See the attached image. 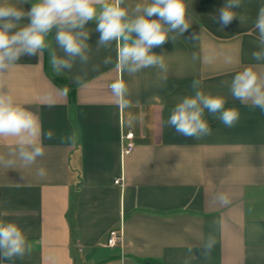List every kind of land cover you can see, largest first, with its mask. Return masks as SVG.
<instances>
[{
	"label": "crops",
	"instance_id": "1",
	"mask_svg": "<svg viewBox=\"0 0 264 264\" xmlns=\"http://www.w3.org/2000/svg\"><path fill=\"white\" fill-rule=\"evenodd\" d=\"M31 2L22 5L25 11ZM184 3L189 30L153 50L164 56L167 72L122 73L116 42L97 51L94 21L85 25L91 31L87 64L77 60L71 71L56 75L45 51L40 59L22 57L9 70L7 90L54 137L43 141L45 154L35 164L0 166V221L16 223L32 245L23 258L0 264H264V111L240 103L229 90L246 67L264 73V66L256 67L264 61L252 57L260 50L254 25L264 0H242L224 28L215 17L226 0ZM194 52L200 59L193 61ZM213 52L216 59L206 62ZM55 78L74 86L73 100ZM117 78L127 83L128 107L109 88ZM193 79L205 94L223 96L225 107L239 110L234 127L207 110L212 132L200 139L167 124L173 107L193 95ZM129 132L134 149L122 156ZM73 134L75 142L67 139ZM12 143L0 139V154ZM41 167L44 177L37 175ZM118 178L121 185L114 183ZM221 192L229 204L215 200ZM121 225L122 246H106L110 230ZM209 234L216 244L202 256Z\"/></svg>",
	"mask_w": 264,
	"mask_h": 264
},
{
	"label": "clouds",
	"instance_id": "2",
	"mask_svg": "<svg viewBox=\"0 0 264 264\" xmlns=\"http://www.w3.org/2000/svg\"><path fill=\"white\" fill-rule=\"evenodd\" d=\"M31 0H0V139L13 143L4 154H0V166L15 168L28 167L45 154L43 141L51 140L54 132L42 131L39 117L25 106L15 101L5 87V77L9 70L24 57H37L47 51L51 70L56 75L71 71L75 62L87 64L90 60L91 31L85 25L94 21L99 33L97 51L109 48L113 42L118 45L116 67L133 76L145 68H158L167 72L164 56L153 50L161 48L177 34L183 36L190 28L186 18L184 0H143L128 4L127 0H36L29 10L22 5ZM242 0H226L215 17L222 28L230 25L237 17L235 9L241 7ZM155 17V18H153ZM24 21H27L24 23ZM258 31L259 51L252 57L264 61V5L259 8L254 25ZM54 33L53 41L48 37ZM192 39H198L193 35ZM59 49L63 55H58ZM193 61L200 59L194 52ZM216 59L210 53L204 57L208 63ZM105 64L111 58L105 59ZM231 63V57H226ZM264 65H258L261 67ZM75 82L82 84L79 77ZM202 82L193 79V95L185 96L178 102L167 120L175 132L184 137L200 139L211 135L212 129L205 119V111L212 114L227 128L236 125L240 112L234 107H225L223 96L205 94L201 91ZM109 88L120 106L128 107L126 99L128 86L124 79L117 78ZM231 96L242 104L264 111V73L253 66L237 72L229 86ZM69 89L64 88L67 95ZM67 139L75 142V135ZM37 175L44 177L46 170L41 167ZM215 200L221 204L230 203L227 193H217ZM216 239L209 234L203 244L202 256H207L215 247ZM32 251L23 230L14 222L0 221V260L23 258ZM192 253V248L188 249Z\"/></svg>",
	"mask_w": 264,
	"mask_h": 264
},
{
	"label": "built area",
	"instance_id": "3",
	"mask_svg": "<svg viewBox=\"0 0 264 264\" xmlns=\"http://www.w3.org/2000/svg\"><path fill=\"white\" fill-rule=\"evenodd\" d=\"M123 139L127 140V143L122 147V156H125L130 154L134 149V143H133L134 133L129 132L128 134H126V136H124ZM114 183L116 185H121L122 184L121 178L116 179ZM122 244H123V234H122V225H121L119 228L110 230L107 237L106 246L110 248H115L118 246H122Z\"/></svg>",
	"mask_w": 264,
	"mask_h": 264
},
{
	"label": "trees",
	"instance_id": "4",
	"mask_svg": "<svg viewBox=\"0 0 264 264\" xmlns=\"http://www.w3.org/2000/svg\"><path fill=\"white\" fill-rule=\"evenodd\" d=\"M54 82L63 90L64 88H68V95L70 99L73 100L75 96V88L72 86L66 79L55 78ZM141 264H153L151 261H142Z\"/></svg>",
	"mask_w": 264,
	"mask_h": 264
}]
</instances>
